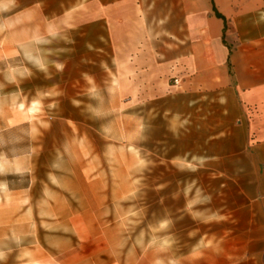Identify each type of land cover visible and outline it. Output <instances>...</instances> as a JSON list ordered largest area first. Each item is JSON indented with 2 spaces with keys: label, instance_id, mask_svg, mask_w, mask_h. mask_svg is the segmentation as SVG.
I'll return each mask as SVG.
<instances>
[{
  "label": "rangeland",
  "instance_id": "1",
  "mask_svg": "<svg viewBox=\"0 0 264 264\" xmlns=\"http://www.w3.org/2000/svg\"><path fill=\"white\" fill-rule=\"evenodd\" d=\"M180 1L0 0V264H264V122L131 62Z\"/></svg>",
  "mask_w": 264,
  "mask_h": 264
},
{
  "label": "crops",
  "instance_id": "2",
  "mask_svg": "<svg viewBox=\"0 0 264 264\" xmlns=\"http://www.w3.org/2000/svg\"><path fill=\"white\" fill-rule=\"evenodd\" d=\"M179 3L180 22L174 21L169 33L171 56L160 60L149 49L131 61L145 70L144 83L151 86L147 94H164V79L170 74L176 80L175 94H187L189 100L216 94L234 112L238 125L247 114L255 128V122H264V0ZM99 18L100 10L94 8L92 19Z\"/></svg>",
  "mask_w": 264,
  "mask_h": 264
},
{
  "label": "trees",
  "instance_id": "3",
  "mask_svg": "<svg viewBox=\"0 0 264 264\" xmlns=\"http://www.w3.org/2000/svg\"><path fill=\"white\" fill-rule=\"evenodd\" d=\"M214 11H215V9H214ZM215 13H216V16L222 17L219 13H217V12H215Z\"/></svg>",
  "mask_w": 264,
  "mask_h": 264
},
{
  "label": "built area",
  "instance_id": "4",
  "mask_svg": "<svg viewBox=\"0 0 264 264\" xmlns=\"http://www.w3.org/2000/svg\"><path fill=\"white\" fill-rule=\"evenodd\" d=\"M174 82H176V80H174Z\"/></svg>",
  "mask_w": 264,
  "mask_h": 264
}]
</instances>
